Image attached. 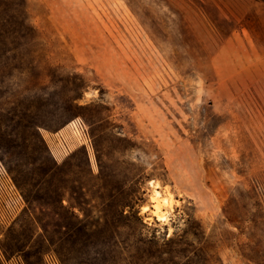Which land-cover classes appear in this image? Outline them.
Returning a JSON list of instances; mask_svg holds the SVG:
<instances>
[{
  "label": "rangeland",
  "instance_id": "1",
  "mask_svg": "<svg viewBox=\"0 0 264 264\" xmlns=\"http://www.w3.org/2000/svg\"><path fill=\"white\" fill-rule=\"evenodd\" d=\"M48 255L264 264V0H0V264Z\"/></svg>",
  "mask_w": 264,
  "mask_h": 264
},
{
  "label": "built area",
  "instance_id": "2",
  "mask_svg": "<svg viewBox=\"0 0 264 264\" xmlns=\"http://www.w3.org/2000/svg\"><path fill=\"white\" fill-rule=\"evenodd\" d=\"M45 261L46 264H60L59 260L53 255H48Z\"/></svg>",
  "mask_w": 264,
  "mask_h": 264
},
{
  "label": "bare ground",
  "instance_id": "3",
  "mask_svg": "<svg viewBox=\"0 0 264 264\" xmlns=\"http://www.w3.org/2000/svg\"><path fill=\"white\" fill-rule=\"evenodd\" d=\"M156 196H160L159 191L156 192ZM168 202H169L168 199H164V200H162V201H158V203H157V205H156V209H157V210H160V209H161V204H166V203H168Z\"/></svg>",
  "mask_w": 264,
  "mask_h": 264
},
{
  "label": "trees",
  "instance_id": "4",
  "mask_svg": "<svg viewBox=\"0 0 264 264\" xmlns=\"http://www.w3.org/2000/svg\"><path fill=\"white\" fill-rule=\"evenodd\" d=\"M13 29V28H12Z\"/></svg>",
  "mask_w": 264,
  "mask_h": 264
}]
</instances>
